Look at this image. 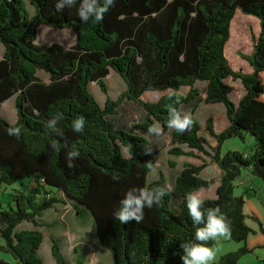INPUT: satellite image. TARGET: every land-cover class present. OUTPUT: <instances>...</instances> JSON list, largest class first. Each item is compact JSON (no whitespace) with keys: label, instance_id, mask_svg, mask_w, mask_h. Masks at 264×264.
I'll use <instances>...</instances> for the list:
<instances>
[{"label":"trees","instance_id":"trees-1","mask_svg":"<svg viewBox=\"0 0 264 264\" xmlns=\"http://www.w3.org/2000/svg\"><path fill=\"white\" fill-rule=\"evenodd\" d=\"M77 7L57 12L55 0H0L4 46L0 111L14 97L18 116L10 123L0 115V183L30 182L27 189L13 194L8 208H0V250L13 257V262L0 257V264H42L39 250L44 233L39 219L45 210L63 202L61 194L74 202L78 217L87 210L92 214L98 240L113 264H182L181 246L192 240L194 232L185 196L211 188L216 179L201 176L208 165L203 160L200 165L186 162L171 189L165 186L163 173L148 183L156 164L151 151L145 152V147L150 148L147 128L152 125L161 127L159 136L169 131L174 144L189 148L175 146L171 154L197 156V150L221 169L216 196L203 199L202 208L219 206L230 224L227 238L243 243L214 264H237L253 252L247 245L249 236L264 234L259 216L246 213L244 194L236 193V181L244 170L264 183V0H114L99 23L81 22ZM41 25L73 30L75 44L65 49L58 42L36 43ZM231 47L245 62L242 67L231 63ZM243 48L250 52L236 51ZM111 70L127 87L116 99L107 96L102 106L89 84L96 82L107 95L105 78ZM40 71L49 75L50 82L40 78ZM228 78L243 85L238 102L230 96L233 86ZM197 83L205 84L203 91ZM184 87L189 88L187 93L181 92ZM149 91L168 92L156 101H145L141 97ZM177 97L178 110L192 107L193 124L183 134L166 126L165 105ZM127 100L144 110L135 128L120 127L114 119ZM202 100L226 108L229 124L221 132L215 131L213 117L206 122L216 145L200 133L202 126L193 114ZM78 116L86 121L83 133L71 130V121ZM52 117L62 135L47 129ZM10 126H19L20 135L9 136ZM247 135L255 139L252 150L223 152L227 140H245ZM73 149L79 156L69 167L67 153ZM132 187L162 188L165 195L144 209L139 223L121 224L113 212ZM248 219L257 223L258 230ZM23 222L34 228L18 229ZM215 245L216 240L207 246ZM51 249L56 264H72L57 239H52ZM75 264L83 262L78 258Z\"/></svg>","mask_w":264,"mask_h":264},{"label":"rangeland","instance_id":"rangeland-1","mask_svg":"<svg viewBox=\"0 0 264 264\" xmlns=\"http://www.w3.org/2000/svg\"><path fill=\"white\" fill-rule=\"evenodd\" d=\"M26 8L30 14L34 13V8L28 1H26ZM249 28L251 29L250 25ZM53 41L61 44L75 43V33L73 30L69 28L60 29L48 25H41L38 29L36 43L48 44L49 42L52 43ZM234 49L235 48L233 47L228 49L231 63L235 67H242L243 65H245V62L241 60L239 61L237 59V57L234 55L235 52ZM236 51L243 53L250 52V50H248L247 48L237 49ZM3 54H4V46L0 42V58H2ZM44 73H45L44 71L39 72L41 77L44 75ZM105 82L108 90L107 95L102 92L101 88L96 82H92L89 84V89L91 93L95 96L96 100L102 106H104L107 96H109L112 99H116L118 95L122 93L127 87L123 78L114 70H111L110 74L105 78ZM227 82L233 86V91L231 92L230 95L232 100L238 102L239 99L244 94L243 85L241 84L240 80L233 81L231 78H228ZM197 85L202 91L204 90L205 87L204 83H197ZM188 89L189 88L184 87L181 89V92L187 93ZM168 91H149L144 93L141 98L144 99L145 101H156L161 97V95H163L165 92ZM191 109L192 107L185 105L180 109V111L187 112L190 114L192 111ZM193 114L200 123V125L202 126V130H200V133L202 135H205L209 139L212 145H216V140L211 136H209L206 131V122L209 117H213L215 131L221 132L223 129H225L229 123L226 115L225 106L222 103H206L202 100L201 102L198 103V107L195 109ZM0 115L4 119L8 120L10 123H15L17 121L18 116H17V110L15 108L14 97H11L7 101H5V103H3L0 111ZM143 117H144V110L141 107H139L135 102L127 100L119 108V113L114 116V119L120 127L133 128L134 126H136V124L139 121L143 119ZM129 125H131V127H129ZM158 128L159 131H161V127L158 126ZM147 137L150 143L149 145L151 149V154L156 159V164L153 170L147 176L148 183L155 181L156 179L159 178L160 173H163L166 179L165 186H167L168 189H171L175 177L183 169L186 162L200 165L203 163V160H205L208 164H210V166L207 168L205 167L203 169L201 176L205 179L215 178L217 183H215L209 189H202L197 192L199 193L200 198L202 200L206 198H214L216 196V188L218 186V182H219L218 178L221 174V169L217 166L216 163H212L209 157L202 154V152H198L197 150H194L197 156H188V155L177 156L175 154H171L170 149H172L175 146L181 147L184 151H188L189 148L184 144L183 145H180L178 143L174 144L171 140L169 131L159 137L148 134ZM254 146H255L254 137L247 135L245 140H242L237 137L227 140L223 145L222 150L223 152L229 149L250 151L254 148ZM243 175L244 174H242V176ZM253 177L255 182L254 183L255 188L257 189V195L253 190L245 195V200H246L245 211L247 213H250L252 211L255 212L261 219L262 223L264 224V183L257 176L253 175ZM25 185H27V187H25ZM29 186H30V182H21V181L14 182L12 184L0 183V208L1 209L8 208V205L12 203L13 194H15L16 191L18 190L27 189ZM237 187H239V185ZM52 189L54 191L56 190L54 188ZM57 195L60 194L57 192ZM172 209H174V207H172ZM86 212L90 214L88 210ZM50 215H52L51 212H47L45 215V219L48 220ZM64 215H66V213H64ZM83 216L84 215H82V218L84 219L85 217ZM41 222L44 223L45 221H41ZM67 222H65L64 224H67ZM247 222L253 227L258 226L257 223L253 222L252 220L248 219ZM30 226L31 224L29 222H23L21 225L18 226V229H26V228H30ZM64 226L65 225L60 224L59 228L58 227L51 228L47 225H43V227H41L43 231L41 229L40 230L44 233V240L41 245L39 254L43 264H56L55 259L52 255L51 240L54 238V236L58 235L57 234L58 231L60 232L68 231L67 225L65 227ZM2 244L3 242L2 240H0V246ZM247 244H252L258 247L256 251L243 256L237 264H264V259H261L259 257L261 256L264 258V247H260L261 245L264 244V234H259L258 236H254V234L250 235ZM241 246H243L242 242H236L234 240L228 239L227 237L217 238L216 245L211 247L216 253L214 263L217 262L222 255L228 252L236 251ZM0 257L8 261L11 259L13 260V257L10 254L5 253L1 250H0Z\"/></svg>","mask_w":264,"mask_h":264},{"label":"clouds","instance_id":"clouds-1","mask_svg":"<svg viewBox=\"0 0 264 264\" xmlns=\"http://www.w3.org/2000/svg\"><path fill=\"white\" fill-rule=\"evenodd\" d=\"M114 0H55V9L62 11L65 7L71 8L78 4L76 14L81 22L99 23L103 20L104 14L112 6ZM181 103L179 97L173 103L165 105L167 111L166 126L178 134H183L191 129L193 120L189 113L177 109L176 105ZM86 121L83 116H78L71 121V130L74 133H83ZM47 129L62 135L57 129V119L52 117L47 121ZM131 127V125H129ZM21 133L19 126H10L7 129L9 136H18ZM148 135L159 136L160 131L156 125L147 128ZM55 148V145H52ZM151 149L145 147V152ZM79 156L75 149L67 153L69 167L71 162ZM165 195V189H148L132 187L127 190L119 200L118 207L114 210L113 216L121 224L129 221L139 223L144 217V209L151 208L158 204ZM203 201L198 192H188L185 196V207L194 228L193 238L190 242L184 243L182 247V264H214L216 253L207 246L209 241H215L219 237L231 235L230 224L226 215L219 206L203 210Z\"/></svg>","mask_w":264,"mask_h":264},{"label":"crops","instance_id":"crops-1","mask_svg":"<svg viewBox=\"0 0 264 264\" xmlns=\"http://www.w3.org/2000/svg\"><path fill=\"white\" fill-rule=\"evenodd\" d=\"M52 43H54V41ZM52 43L49 42L48 45H51ZM74 44L75 43L62 44V46L65 49H69ZM40 78H42V80L46 83L50 82L49 75H47L46 73H44L42 77L40 76ZM203 97H205V93H203ZM212 163H215V162H212ZM209 166L210 164H208L206 168ZM202 172H201V175H202ZM242 174L244 175L242 176ZM242 174L240 175L237 181V184L239 185V187L236 188V193L237 194L243 193L245 196L247 193H250L253 190L255 194L257 195V189L255 188V184H254L255 182H254L253 175L248 170H244ZM218 185H219V182H218ZM60 198L62 199L63 202H59L55 204L54 207L45 210L42 217L39 219V221L40 222L45 221L44 223L41 222L42 225H47L51 228L52 227L59 228L60 224H63L65 226L67 225L68 231H65V232L58 231L59 232V233L57 232L58 235L54 236L53 238V239H57L58 241H60L61 252L63 256L65 257V259L72 264H75L78 258L82 260L83 264H113L110 252L106 250L100 244L98 240L97 232H96V224H95L94 218L92 217V214L91 213L89 214L86 211L82 210L83 211V212L81 211L82 215H84L83 217L85 218L83 219L82 216L78 217L76 215V209L74 208V202H72L70 199L66 198L62 194ZM47 212H51L52 214L49 216L48 220L45 219V215ZM64 213H66V215H64ZM55 215H56V218H55ZM65 222H67V224H64ZM251 227L253 229L258 230V226L256 227L251 226ZM32 228H34L33 224H31L30 228H26V229H32ZM39 228L43 231L41 227ZM259 234H262V233L258 232L257 234H254V236H258ZM249 238L247 241H249ZM247 245L248 247L253 249V252L256 251L258 247L252 244H247ZM260 247H264V244L261 245ZM259 257L261 259H264L261 256ZM9 261L13 262L12 259Z\"/></svg>","mask_w":264,"mask_h":264}]
</instances>
